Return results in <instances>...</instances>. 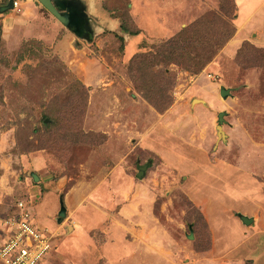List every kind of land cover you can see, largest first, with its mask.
<instances>
[{"label": "rangeland", "instance_id": "1", "mask_svg": "<svg viewBox=\"0 0 264 264\" xmlns=\"http://www.w3.org/2000/svg\"><path fill=\"white\" fill-rule=\"evenodd\" d=\"M85 1L0 0V243L23 201L41 264H264V0Z\"/></svg>", "mask_w": 264, "mask_h": 264}, {"label": "built area", "instance_id": "2", "mask_svg": "<svg viewBox=\"0 0 264 264\" xmlns=\"http://www.w3.org/2000/svg\"><path fill=\"white\" fill-rule=\"evenodd\" d=\"M18 210L0 243V258L4 264H41L54 248L53 236L36 223L26 203L19 201Z\"/></svg>", "mask_w": 264, "mask_h": 264}, {"label": "crops", "instance_id": "3", "mask_svg": "<svg viewBox=\"0 0 264 264\" xmlns=\"http://www.w3.org/2000/svg\"><path fill=\"white\" fill-rule=\"evenodd\" d=\"M67 1V0H66ZM75 1V2H74ZM69 0V1H67V2H69L68 3V7H67V9H66V13H68L69 14V17H70V19H71V22L73 23L74 21L75 22H78V20H77V16L76 15H78L79 14V10H82V9H85L86 10V6H85V4L87 3L85 0ZM78 1H79V3H78ZM237 2H238V4L240 3V1H241V3L242 4H244V7L246 8V9H248L249 10V8H248V6H254V5H256V3H257V0H236ZM62 2H64V0H58V3L60 4V6L61 7H63L62 6ZM236 2V3H237ZM157 4V3H156ZM237 4V5H238ZM247 4H249V5H247ZM131 5V4H130ZM136 5H137V3H136ZM154 5V4H153ZM244 7H243V10H242V13L240 12V10L238 9L237 11H238V16H241L242 15V17H243V19H245V17H247V14L246 15H244V13H243V11H244ZM163 8V7H162ZM162 8H161V10H162ZM254 8V7H253ZM136 9L139 11L140 9H141V6L138 4L137 6H136ZM246 11V10H245ZM252 11H254V9L252 10ZM154 12H156V10H154ZM85 13V12H84ZM248 13V12H247ZM249 14V13H248ZM148 17V20L150 21V19L152 20V19H155L154 18V16H153V14L152 13H149V15L147 16ZM80 23V22H79ZM75 24V23H74ZM89 24V27H90V23H88ZM76 25V24H75ZM74 25V26H75ZM93 25H95L94 23H93ZM92 26V25H91ZM68 27V26H67ZM76 27V26H75ZM165 27V26H164ZM87 29H89V28H87ZM120 29L122 30V27H120ZM140 31V30H139ZM79 32V31H78ZM141 32V31H140ZM138 33L137 35H131V34H129L130 35V37H137V36H139L141 33ZM85 34H87V30L85 31ZM60 209L62 210V208L64 207L65 208V211H66V216L63 218V221H64V219L65 218H68V210H67V208H66V206L64 205V203L62 202V204L60 203ZM61 212V211H60ZM242 216H245V215H241V218H242ZM247 217V216H246ZM247 218H249V217H247ZM250 219H253V218H250ZM243 220V219H242ZM62 221V222H63ZM244 222V221H243ZM252 222H253V220H252ZM245 223V222H244ZM247 224V223H246ZM96 226V224L95 223H92V222H90V221H88V223L87 222H85L84 223V226L82 227L83 229L82 230H87V229H92V227H95ZM71 228V227H70ZM72 229H73V231H76V229L75 228H73L72 227ZM80 234V233H79ZM82 235H84V234H82ZM83 242H85L84 243V245H93V243H90V241H88V240H82ZM93 242V241H92ZM95 245V244H94ZM105 254H108V251H107V253L106 252H104ZM110 254V253H109ZM107 255V257L109 256L110 257V255ZM104 257V256H103ZM105 263H108L107 261L105 262ZM0 264H4L3 263V261L2 260H0Z\"/></svg>", "mask_w": 264, "mask_h": 264}, {"label": "water", "instance_id": "4", "mask_svg": "<svg viewBox=\"0 0 264 264\" xmlns=\"http://www.w3.org/2000/svg\"><path fill=\"white\" fill-rule=\"evenodd\" d=\"M39 2H41L48 10H50L51 13L56 18H58L63 24H65L66 26H68L70 28H75V26L71 22L69 14L60 12L59 7H58V4H59L58 0H39ZM5 7H7V6H5ZM229 92L230 91L225 89V88H222V90H221V94L223 96H226L227 94H229ZM220 118H222V113L220 114ZM219 128L221 129V126H219ZM144 169H145V167H140L139 176H142L144 174ZM59 215H60L59 222H62L63 218L66 216V211H65L64 207L62 208ZM242 219L247 224L253 220V219L247 218L246 216H242ZM189 238H193L192 231H191V234L189 235Z\"/></svg>", "mask_w": 264, "mask_h": 264}, {"label": "trees", "instance_id": "5", "mask_svg": "<svg viewBox=\"0 0 264 264\" xmlns=\"http://www.w3.org/2000/svg\"><path fill=\"white\" fill-rule=\"evenodd\" d=\"M6 5V4H5ZM61 13H63L64 11L59 9ZM65 10V9H64ZM65 13H66V10H65ZM122 27V30L128 34H131V35H137L140 31L139 30H135V31H132L130 29H128V27H126L125 25L124 26H121ZM75 31V30H73ZM122 37V36H121ZM182 38H184V36L182 34L174 37L172 40L170 39L168 42H166V45L168 44H175L176 46L178 47H181L182 45L179 44V42L182 40ZM179 49L178 48H173V52L174 53H177ZM208 53V52H207ZM198 68V67H197Z\"/></svg>", "mask_w": 264, "mask_h": 264}]
</instances>
